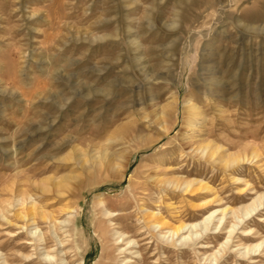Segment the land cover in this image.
<instances>
[{
	"label": "rangeland",
	"instance_id": "1",
	"mask_svg": "<svg viewBox=\"0 0 264 264\" xmlns=\"http://www.w3.org/2000/svg\"><path fill=\"white\" fill-rule=\"evenodd\" d=\"M216 210L194 243L144 217ZM262 250L264 0H0V264H264Z\"/></svg>",
	"mask_w": 264,
	"mask_h": 264
},
{
	"label": "bare ground",
	"instance_id": "2",
	"mask_svg": "<svg viewBox=\"0 0 264 264\" xmlns=\"http://www.w3.org/2000/svg\"><path fill=\"white\" fill-rule=\"evenodd\" d=\"M209 3V2H208ZM207 3V4H208ZM165 25V24H164ZM166 27L168 26V25H165ZM131 33V32H130ZM128 37V36H127ZM130 37H132V35L130 36ZM134 38H135V36H134ZM130 39V38H129ZM129 39H127L128 41H129V43L131 44V45H137L135 42H137L136 41V39H133V40H129ZM103 41V40H102ZM113 41V40H112ZM119 59V58H118ZM214 74V73H213ZM212 77H213V75H212ZM150 93V92H149ZM152 93V92H151ZM150 100H155V97H152ZM190 102H185L184 103V105H185V107L188 109V111L189 112H192V114H194L197 110V108H195V106L194 105H192V104H189ZM152 104H154V103H152ZM155 105V104H154ZM153 105V106H154ZM166 108H168V109H170V111L173 113V112H175L176 110H177V98L175 97V98H173L172 99V101H171V104L169 103V104H167L166 106H164V107H161V109L159 110V109H157V108H155L153 111H152V118L154 119V122L157 124V126H160L161 124H162V117H164V116H167V112H166ZM189 116V115H188ZM199 116V115H198ZM197 118V117H196ZM189 120V119H188ZM193 121V120H192ZM164 130V129H163ZM193 151H195V152H200V153H206V154H208V157L209 158H212L215 154H217V152H218V149H214V148H212V147H210L208 144H203V143H201L197 148H195ZM258 155L256 154V153H253V155H252V157L253 158H255V157H257ZM230 160H229V157L228 158H226L225 159V162H229ZM184 181V180H183ZM191 182V181H190ZM190 182H181V183H178V182H176L175 184H174V182L172 183V182H169L168 184H173L176 188H179L180 189V187H182V185L185 187L184 189H187L190 185H191V183ZM203 189H208L206 186H203L202 187ZM261 198V196H259L258 197V199H260ZM258 199H256V201L258 200ZM256 202L254 201V204H255ZM254 204H252L253 205V207H252V205H251V208H242V210H240L241 212L240 213H238V212H235V211H230L233 215H235L234 217V219H237L238 221L240 220V218L242 219L243 217H248L249 215H251V213L253 212V211H255L257 208H258V206H260V205H263L262 203H260V204H258V206L257 205H254ZM218 212V210H216V211H214V212H211L210 214H208L207 216H205L204 218H203V220H202V222L201 223H198V224H190V225H186V224H183V223H179L177 226H168L166 223H164V222H162V220L159 218V216L158 215H155V214H153V213H145L144 214V217H145V219H147L148 220V222H149V225L150 226H153V228L154 229H160V230H164L165 229V227H167V230H166V232L163 234V236H162V238L163 239H165L166 238V240H171V242L172 243H174V242H179V243H181V242H186V240L187 241H189V242H191V243H194L196 240H198L197 239V237H198V233L196 232V227H199V226H203V230H205V229H207V224H209V221L211 220V218L216 214ZM227 212H229L228 210H227V208H223V209H221L220 210V213H219V215L220 216H225L226 214H227ZM238 214H240L239 216H238ZM29 215H31V217H33L32 215H33V212H32V208H29L28 209V216ZM24 217H26V216H24ZM30 217V216H29ZM41 217H43V215H41ZM220 221H221V219H220ZM51 223V222H50ZM236 226V225H235ZM234 226V227H235ZM190 230V233L189 234H187V236H184L183 237V234H185V233H187L188 231ZM230 230L231 231H229V232H233V230H234V228H233V226H231V228H230ZM242 233H244L245 235L244 236H248L249 234H251V230H243V232ZM253 234V233H252ZM251 234V235H252ZM230 235V234H229ZM176 237V238H175ZM120 238H122V235L120 236ZM175 238V239H174ZM132 243V241H128V242H126V244H131ZM261 243L262 242H260V243H257V244H255V245H253V246H245L244 247V252L241 254L242 256H249L251 253H255V251H257L258 250V248L261 246ZM243 248V247H242ZM264 250H262V252H263ZM47 252V251H46ZM218 253V252H217ZM261 254V253H260ZM45 256V258H49V255L48 254H45L44 255ZM29 258L30 257H28L27 259H25V261L24 262H29ZM61 263H63L62 261H61ZM25 264V263H24ZM38 264H47V263H45V261H43V262H39ZM81 264V263H80Z\"/></svg>",
	"mask_w": 264,
	"mask_h": 264
}]
</instances>
